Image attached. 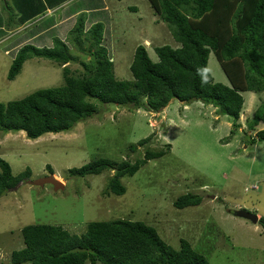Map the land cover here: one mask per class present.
Masks as SVG:
<instances>
[{
  "label": "rangeland",
  "instance_id": "374dc122",
  "mask_svg": "<svg viewBox=\"0 0 264 264\" xmlns=\"http://www.w3.org/2000/svg\"><path fill=\"white\" fill-rule=\"evenodd\" d=\"M73 1L48 13L58 17L64 6H73ZM104 2L111 16V33L106 34V39L118 79H132L130 66L138 44L146 45L154 61H158L155 46L178 45L149 0ZM0 3V25L7 33L0 38V101L64 85L66 65L74 75L86 72L82 62L89 61L90 55L71 44L76 59L69 64L33 57L24 63L15 79H8L13 54L7 48L28 34L31 24L19 26L17 22L22 14L20 0ZM8 4L11 9L5 8ZM11 11L18 16L11 18ZM77 19L78 15L61 22L55 36L68 41ZM53 37H48L45 45L51 46ZM208 67L216 81L230 84L213 51ZM242 94V126L234 134L230 118L219 114L217 107L176 98L155 113L92 99L97 107L95 114L69 131L49 132L37 139L28 138L24 131H0V157L11 164L14 174L30 168L29 179H35L51 174V166L57 179L65 183L64 189L55 190L52 184L38 186L24 181L0 196V264H12V252L25 246V225L53 224L82 234L91 221L114 219L144 221L175 249L180 248L181 239H187L212 264H264L263 226L234 214L237 209H245L264 216V141L250 142L255 132L247 124L264 92ZM259 129H264L263 121L256 126ZM148 136L152 148H166L170 143L171 150L148 161L135 175L123 177L127 190L122 195L107 193L115 173L112 170L84 177L69 172L70 168L101 157L134 162L144 155L145 147L132 150L131 144ZM187 192L201 195L202 203L176 207L175 201Z\"/></svg>",
  "mask_w": 264,
  "mask_h": 264
},
{
  "label": "trees",
  "instance_id": "16d2710c",
  "mask_svg": "<svg viewBox=\"0 0 264 264\" xmlns=\"http://www.w3.org/2000/svg\"><path fill=\"white\" fill-rule=\"evenodd\" d=\"M68 1L20 0L22 14L17 22L19 26L31 25L28 34L7 48L13 54L8 79H15L24 63L33 57L69 64L76 59L71 44L90 55L89 61L82 62L86 72L74 75L66 65L64 85L38 89L21 99L0 101V131H25L28 138L37 139L49 132L69 131L95 114L97 107L92 99L158 112L176 98L185 103L196 100L217 107L219 114L230 118L234 134L242 126L239 121L245 105L242 93L264 92V0H149L155 13L170 27L178 45L155 46L158 61H154L146 45L138 44L130 66V80L115 75L105 35L109 28L101 20L93 22L106 10L104 0H74L73 6H64L62 15L48 13ZM8 6L5 8L11 9ZM10 13L13 19L17 15L15 11ZM76 14L78 19L70 39L55 36L59 20ZM105 15L109 17L106 12ZM0 32V38L7 34L2 24ZM48 37H53L51 46L45 45ZM212 51L230 84L216 81L212 75L208 67ZM261 121L264 122V98L256 112L247 118L249 130L255 132L251 135L252 143L264 141V129L256 130ZM150 141L148 136L131 144L132 150L145 147L144 155L134 162L101 157L70 168L69 172L84 177L112 170L115 173L109 180L107 193L122 195L127 190L123 177L135 175L148 161L171 150L170 143L166 148L155 149L149 145ZM49 169L54 173L51 166ZM30 176V168L14 174L11 164L0 157V196ZM202 201L201 195L187 192L178 197L175 206L183 208ZM259 223L264 228V216ZM22 235L25 246L12 252V264H87L88 261L91 264H212L189 240L181 239L180 248L175 249L155 227L139 220H95L82 234L59 225L32 223L22 228Z\"/></svg>",
  "mask_w": 264,
  "mask_h": 264
},
{
  "label": "water",
  "instance_id": "95a60500",
  "mask_svg": "<svg viewBox=\"0 0 264 264\" xmlns=\"http://www.w3.org/2000/svg\"><path fill=\"white\" fill-rule=\"evenodd\" d=\"M27 182H29L32 185H38V186H45L46 184H52L55 190L64 189L65 187L64 182L62 180L57 179L54 173L35 179H28ZM21 184L22 181H20L14 187V189L18 188V186H20ZM234 214L238 217L248 219L253 223H258L261 218L258 214L247 211L245 209H237L234 211Z\"/></svg>",
  "mask_w": 264,
  "mask_h": 264
},
{
  "label": "crops",
  "instance_id": "0c3cea01",
  "mask_svg": "<svg viewBox=\"0 0 264 264\" xmlns=\"http://www.w3.org/2000/svg\"><path fill=\"white\" fill-rule=\"evenodd\" d=\"M67 3V2H66ZM66 3H64L63 5H65ZM106 5V4H105ZM106 10L104 11V13L102 14V13H99L98 15V17L93 21V22H95V21H97V20H101V21H103L104 23H105V28L107 29V28H109V30H110V32L109 33H111V29H110V20H111V16H110V14H109V17H107L106 15H105V12L106 13H108V10H107V8H108V6L106 5ZM101 12H103V11H101ZM79 14V13H78ZM78 14H76V15H78ZM76 15H72V16H69V17H66V18H64V19H60L59 20V27H60V23L61 22H64L65 20L67 21L68 20V18H71V17H74V16H76ZM92 22V23H93ZM108 25V26H107ZM106 33L107 32H105V35H106ZM147 41V40H146ZM147 42H149V41H147ZM251 92H253V91H251ZM254 93H256V92H254ZM255 94H253V98H252V100H254L255 99V96H254ZM261 97V96H260ZM242 115V114H241ZM251 115V114H250ZM260 217H261V215H259Z\"/></svg>",
  "mask_w": 264,
  "mask_h": 264
},
{
  "label": "clouds",
  "instance_id": "9594fccd",
  "mask_svg": "<svg viewBox=\"0 0 264 264\" xmlns=\"http://www.w3.org/2000/svg\"><path fill=\"white\" fill-rule=\"evenodd\" d=\"M63 6V5H62ZM108 10V9H107ZM155 113V112H154ZM25 132V131H24ZM52 174V173H51ZM55 174V173H54ZM56 175V174H55ZM57 176V175H56ZM28 179L22 180V183L25 181L27 182ZM63 181V180H62ZM65 184V183H64ZM60 190V189H59Z\"/></svg>",
  "mask_w": 264,
  "mask_h": 264
}]
</instances>
